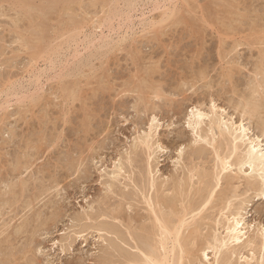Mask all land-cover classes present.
Masks as SVG:
<instances>
[{"label":"rangeland","instance_id":"374dc122","mask_svg":"<svg viewBox=\"0 0 264 264\" xmlns=\"http://www.w3.org/2000/svg\"><path fill=\"white\" fill-rule=\"evenodd\" d=\"M23 1L0 0V194L5 193L4 199L0 195V264H123L127 259L124 264H132L134 253H141L133 249L131 233L141 232L137 228L144 221L149 226L154 222L142 197L147 189L155 194L151 169L169 196L176 194L177 185L186 184L181 188L187 198L178 208L192 199L203 201L204 189L216 186L212 202L194 212L196 220H190L195 224L183 230L187 237L193 226H202L195 234L200 240L191 237L193 246L187 238L182 264H188L189 254L197 258L190 256V264L208 263L200 254L210 245L206 241L224 232L219 222L230 208L248 205V224L264 225V197L246 184L248 166L245 174L233 166L222 176L225 181H214L217 157L231 156V138L218 129L213 132L207 120L199 131L190 115L195 105L203 111L216 105L226 119H244L250 135H261L264 142L259 123L264 118V0ZM253 100L263 102L255 101L257 107ZM150 124L156 127L151 150L138 138ZM222 137L227 138L223 144ZM129 179H138L145 194ZM124 191L133 192L136 201L125 199ZM123 199L134 205L129 208ZM100 224L112 228L105 232ZM117 228L125 229L127 240ZM109 229H117L116 236ZM260 246L239 249L228 263L264 264ZM188 248L193 252L188 254ZM207 253L213 262V249Z\"/></svg>","mask_w":264,"mask_h":264},{"label":"bare ground","instance_id":"6f19581e","mask_svg":"<svg viewBox=\"0 0 264 264\" xmlns=\"http://www.w3.org/2000/svg\"><path fill=\"white\" fill-rule=\"evenodd\" d=\"M23 1V0H22ZM27 1V0H26ZM26 1H23L24 3L26 2ZM71 1V0H70ZM53 2V1H52ZM57 2V1H56ZM61 2H63V1H61ZM27 3V2H26ZM45 3V2H44ZM50 3V2H49ZM28 4H30L31 5V3H28ZM26 5V4H24L25 6H28V8H29V5ZM22 5V4H21ZM23 6V5H22ZM44 6V5H43ZM46 6L47 7H49L47 4H46ZM24 7V6H23ZM34 7V6H33ZM50 7H51V5H50ZM53 7V6H52ZM37 8V7H36ZM26 9H27V7H26ZM24 10H25V7H24ZM29 10L31 11V10H33V8L32 9H30L29 8ZM28 10V11H29ZM49 10V9H48ZM52 10H54V9H52ZM21 11V10H20ZM27 10H26V13L28 12ZM168 11V10H167ZM25 12V11H24ZM47 12V11H46ZM25 13V14H26ZM44 13V12H43ZM168 13V12H167ZM23 14V13H22ZM29 14V13H28ZM172 14V13H171ZM164 15V14H163ZM173 15V14H172ZM26 17V16H25ZM32 22V21H31ZM38 25V24H37ZM44 27V26H43ZM35 29V28H34ZM44 31V30H43ZM36 33V32H35ZM34 33V34H35ZM38 35V34H37ZM34 36H36V35H34ZM40 38H42V37H40ZM37 42L39 43L40 41H39V39L37 40ZM91 43V42H90ZM32 47V46H31ZM33 47H36L35 45L33 46ZM43 52V51H42ZM254 87V86H253ZM72 89V88H71ZM66 91H68V88L66 89ZM68 93H70V92H68ZM260 95V94H259ZM262 97V96H261ZM264 97V96H263ZM256 98V97H255ZM253 99V98H252ZM251 99V100H252ZM263 100V99H262ZM254 101V100H253ZM256 102H263V101H257V100H255ZM255 101L253 102V103H255ZM246 102V101H245ZM249 102V103H248ZM248 102H246V103H248V105H250V101L248 100ZM213 104V103H212ZM256 105H257V103H255ZM254 104V105H255ZM260 104V103H259ZM258 104V105H259ZM261 104H264V102L263 103H261ZM255 105V106H256ZM258 105H257V107H258ZM247 106V105H246ZM263 106V105H262ZM261 106V107H262ZM196 107H198V106H196L195 105V108H193L192 109V111H190L191 112V121H192V123H191V121L189 120V122L191 123V125L193 126L194 125V127L197 129L198 127V130L199 129H201L200 127L202 126V124L204 123L205 124V122H207L208 121V124L210 125V129L213 131L214 129H218V131L220 132V134L223 136V135H226L227 137H228V139L229 138H231V143L228 141V143H230V144H232L233 145V149H232V146L231 147H229V148H231L232 149V151H231V149H230V151L232 152L231 153V156L229 157V158H225L224 156H218L217 158H219L220 159V164H219V168L218 167H216V169H219V171L218 172H215V174H217V176H216V179H214V181H216L217 182V184H220V181L221 180H224L225 181V179H222V176L224 175V174H226L225 172H227L229 169H231V168H233V166H237L238 167V170L237 171H240V172H243V170H244V168L245 167H247L248 166V173L246 172L247 170H244V174H245V172L247 173V177H245L246 179H247V183L246 184H248V186L250 187V188H252V189H254V190H252L251 189V191H256L257 193V195H261V197L263 196L264 197V142H263V140L261 139V135H254V136H252V135H250V127H248V125H246V123H244V119L243 120H241L239 123H237V122H235L232 118L230 119V118H228V119H226L225 118V116H223V112L222 113H219V109H217L218 108V106H216V105H212L211 106V109L209 110V111H203V110H201L199 107L198 108H196ZM244 107V106H243ZM250 107V106H249ZM248 107V108H249ZM256 107V108H257ZM259 107H260V105H259ZM264 109V108H263ZM224 110V109H223ZM254 110H256L255 108H254ZM222 111V110H221ZM225 111V110H224ZM246 111H247V109H246ZM260 111V110H259ZM259 111L255 114L254 112V116L253 117H255V116H259ZM248 112H249V109H248ZM248 112H246V113H248ZM252 113V112H251ZM250 114V113H249ZM260 114H262V113H260ZM249 116H252V114L251 115H249ZM263 116V115H262ZM261 115H260V117H259V120H260V118L262 117ZM156 118V117H155ZM155 118H154V121H155ZM252 118V117H251ZM258 118V117H257ZM153 120V119H152ZM207 120V121H206ZM258 120V119H257ZM157 121V120H156ZM259 123L261 124V126H262V129H264V118H261V120L259 121ZM259 124V125H260ZM151 125V124H150ZM156 126L158 125L157 123L155 124ZM155 125L153 124V126L151 125V126H149L150 127V129H149V131H147L146 130V132H145V136L143 135V136H141V134H140V136H141V138H140V136L138 137L140 140H142V142L141 141H138V142H141V143H143V142H145L147 145H145V146H147L148 147V149H149V147H150V150L152 149L151 148V146H152V142L154 141V136H156L155 135V129H156V127H155ZM190 125V124H189ZM206 125V124H205ZM207 126V125H206ZM159 127V126H158ZM157 127V128H158ZM193 127V128H194ZM194 128V129H195ZM261 128V127H260ZM209 129V128H208ZM200 131V130H199ZM201 131H202V129H201ZM203 131H207L206 129L205 130H203ZM196 132H197V130H196ZM210 132V131H209ZM213 132H215V131H213ZM208 133V132H207ZM207 133H205L203 136H205ZM261 133H262V131H261ZM260 133V134H261ZM142 134H144V133H142ZM199 134V133H198ZM197 134V136H199ZM215 134V133H214ZM213 134V135H214ZM200 135H202V134H200ZM209 135H210V133H209ZM217 135V134H216ZM215 135V136H216ZM207 136H208V134H207ZM225 136V137H226ZM213 138H215L214 136H212ZM221 137V136H220ZM225 137H222V143L221 144H223V138L226 140L227 138H225ZM145 140H144V139ZM198 138H200V136L198 137ZM197 138V139H198ZM204 138V137H203ZM203 138L200 140V141H202L203 140ZM206 138V137H205ZM217 138V137H216ZM208 139H211L210 137L208 138ZM137 140V139H136ZM144 140V141H143ZM199 140V139H198ZM206 140H207V138H206ZM210 141V140H209ZM215 141L216 140H214V144H215ZM207 142H208V140H207ZM220 143H219V146H220ZM153 144H155L154 142H153ZM208 144H210V142L208 143ZM211 145H213V144H211ZM144 146V145H143ZM155 146V145H154ZM158 147V146H157ZM161 147V146H160ZM222 147V146H221ZM220 147V148H221ZM156 148V147H155ZM229 148H228V150H229ZM147 149V150H148ZM216 149H218V147L216 148ZM220 150V149H219ZM156 150H154V148H153V151H152V153L153 152H155ZM183 151V150H182ZM182 151H181V153H182ZM229 151V152H230ZM195 152H197V151H195ZM199 152H200V150H199ZM218 152V151H217ZM217 152H216V154H217ZM220 152V151H219ZM222 152V151H221ZM156 153V152H155ZM228 153V151L224 154V155H228L227 154ZM196 154H200V153H196ZM152 155V154H151ZM218 155H223V153L221 154H218ZM232 155H234L235 156V161H233V160H231L232 158ZM150 155H149V153H148V157H149ZM153 156V155H152ZM151 157V156H150ZM128 160L130 159V158H127ZM150 160V159H149ZM149 162V161H148ZM116 165H117V163H115ZM121 164L122 165H124V163H120V161H119V165H117V168H118V170L119 171H121L122 169L124 170V168H122L121 167ZM217 164V163H216ZM149 165H150V167H151V164L149 163ZM148 165V166H149ZM217 166V165H216ZM116 167V166H115ZM149 169V168H148ZM236 169V168H235ZM116 170V169H115ZM152 170V169H151ZM150 170V174H151V177H152V180H150V185H151V188H152V191L154 190L155 191V194H154V192L152 193V194H154V195H151V194H149L148 193V191H149V189H147V187L149 188V186L147 185V187L146 186H144V187H146V189H147V192H142L143 190H141L142 189V187H141V184H139V180L137 179L136 181H135V183L137 182L138 184H139V186L141 187V188H139V186H138V184L136 185L140 190H139V192L141 191L142 192V194H145V196L143 195L142 197H145V199H146V202H147V204H148V206H149V209L150 210H148V209H145V210H148V212H150L151 211V213L153 214L152 216L154 217V220H151V221H154L153 222V224L152 225H150L149 226V220H147V221H149L148 223L146 222V221H144V223L146 222L147 224H148V227H145V225H144V223L142 224L141 223V225H143L144 227H142V228H139L138 226V228L137 229H142V231L141 230H138V232L139 231H141V232H139V233H136L135 234V232L134 233H131L132 234V236H133V238L134 239H132L134 242H135V245H134V248L133 249H138L139 251H140V253H141V255H138L139 257H137V255L134 253V255H135V257L133 258L134 259V264H182V261H183V256H184V252H186L187 250H186V248H185V244L187 245L188 244V242H189V244L191 245L192 244V246L194 245L193 243H191L192 242V240H191V237L193 236L195 239L194 240H196L197 239V236L196 235H198V234H196L197 232L196 231H198V229H200L202 226H199V228L197 229L196 227H194L193 226V228H195V230L193 231V232H189V234L190 235H186L187 237H183L184 236V234H183V230H184V228L187 226L188 227V225H191L190 223H192L191 222V220L190 219H194V218H196L195 216L196 215H198V213L197 214H194V212H196L197 210L199 211V209L201 208V207H205V206H207L206 204L208 203V202H210V200H211V202H212V197H213V195H214V197H215V194H214V192H215V187L216 186H214V188L213 187H211V183H210V186L209 187H211L210 188V190H205L204 189V191L206 192V191H208L207 193H206V195L203 197V201H198V199H201V198H198L197 199V201L195 202V201H193L194 199H192V201H189V203L187 204L186 203V205H184V207L183 206H181V208L183 207V209L182 210H180L181 208H178V205H177V203L178 202H183L184 200H186L185 198L183 199V196L185 195L184 193L186 192V190L184 191L181 187H183V185L185 184H183L182 186H181V184L178 186L177 185V187L176 188H179L178 190H177V192L175 191V189H174V191L176 192V194H174V195H172V196H169L168 194H169V192L166 194L165 192H167L166 190H168V188H166V186L164 187V184H161L162 185V188H165V189H162V190H160L161 189V186H160V182H159V184H157L156 183V180H158L157 179V177L155 176V173H154V176H155V178H154V176L152 175V171ZM233 169H231V171H232ZM114 171V170H113ZM143 171V170H142ZM149 171V170H148ZM236 171V170H235ZM115 172V171H114ZM122 172V171H121ZM147 172V171H146ZM145 171L144 172H142L141 174H142V176H143V173H146ZM239 172V173H240ZM116 173V172H115ZM117 173H120V172H117ZM125 173H127V172H125ZM130 173V172H129ZM128 173V174H129ZM200 173H202L201 171H200ZM132 174V173H131ZM130 174V175H131ZM148 174H149V172H148ZM149 174V175H150ZM198 174H199V172H198ZM228 174V173H227ZM114 175V174H113ZM117 175V176H116ZM116 175H114L115 177H114V179L116 178V177H119L118 176V174H116ZM120 175V174H119ZM133 175V174H132ZM145 175V174H144ZM203 175V174H202ZM202 175H200V176H202ZM204 175H207L205 172H204ZM204 175H203V177H204ZM228 175H232L233 176V174H228ZM237 175H239V174H237ZM122 176V175H121ZM140 176V175H139ZM127 177V176H126ZM147 177V176H146ZM145 176H144V178H146ZM191 177H194V176H192L191 175ZM191 177H190V180H192L191 179ZM205 177H207V176H205ZM204 177V178H205ZM212 177H214V176H212ZM212 177H211V179H212ZM229 177L230 176H228L227 178L229 179ZM239 177V176H238ZM237 177V178H238ZM128 178H130V176L128 175ZM131 178H133V177H131ZM149 178V177H148ZM148 178H147V180H148ZM200 178H202V177H200ZM215 178V177H214ZM223 178H224V176H223ZM225 178H226V176H225ZM231 178V177H230ZM233 178V179H232ZM231 179H232V181L234 180V178L236 179V177L234 176V177H232ZM119 179V178H118ZM118 179H115V180H117L118 181ZM133 179H136V177L135 178H133ZM132 179V180H133ZM139 179L141 180V178L139 177ZM156 179V180H155ZM130 180V179H129ZM132 180H130V181H132ZM144 180H146V179H144ZM146 180V181H147ZM185 180H187V179H185ZM184 179L182 180V181H185ZM238 180H239V178H238ZM114 181V180H113ZM142 181V180H141ZM141 181H140V183H141ZM146 181H143V184H145L144 182H146ZM149 181V180H148ZM182 181H180V183L182 182ZM188 181V180H187ZM212 181H213V179H212ZM227 181V180H226ZM20 182H23V181H20ZM115 182V181H114ZM134 181H132V183H133ZM158 182V181H157ZM162 182H164V181H162ZM186 182V181H185ZM203 181H201V183H202ZM210 182V181H209ZM228 182V181H227ZM14 183H16V182H14ZM13 183V184H14ZM19 183V182H18ZM111 183H113V182H111ZM135 183H133V184H135ZM147 184H149L148 182H146ZM168 183V182H167ZM234 183V182H233ZM7 184V183H6ZM9 184V183H8ZM7 184V186L9 187V185ZM175 184H179V182L178 183H175ZM187 184H190V183H187ZM214 184V183H213ZM212 184V185H213ZM227 184V183H226ZM230 183H228L227 185H229ZM21 185H23V184H21ZM111 185V184H110ZM112 185H116V184H112ZM112 185H111V187H112ZM146 185V184H145ZM216 185V184H215ZM233 185V184H232ZM11 186V185H10ZM15 186V185H14ZM185 187H186V184L184 185ZM188 186V185H187ZM190 186H191V184H190ZM206 186V185H205ZM219 186V185H218ZM247 186V185H246ZM247 186V187H248ZM12 187V186H11ZM24 187V186H23ZM143 187V188H144ZM160 187V188H159ZM167 187H168V185H167ZM203 187V186H202ZM230 187V186H229ZM10 188V187H9ZM13 188V187H12ZM11 188V189H12ZM16 188H18V187H14V189H12V190H14L15 191V193H16ZM135 187L133 186V189H134ZM138 188L136 189V191L138 190ZM173 188H174V185H173ZM173 188H171V186H170V189H173ZM19 189V188H18ZM180 189H182V191L180 190ZM192 189V188H191ZM198 189H200V187L198 188ZM207 189H209L208 188V185H207ZM151 190V189H150ZM164 190V191H163ZM189 190H190V188H189ZM250 190V189H249ZM1 191V190H0ZM132 191V190H131ZM135 191V192H136ZM173 191V190H172ZM192 191V190H191ZM196 191V190H195ZM199 191V190H198ZM200 191H203V188L200 190ZM203 191V192H204ZM9 193L10 191H6V193ZM13 192V191H12ZM125 192V191H124ZM139 192H136L135 193V195H137V193L139 194ZM202 192V193H203ZM205 192H204V194H205ZM15 193H13L14 195H15ZM126 194H127V196H126V198H125V196L123 197V198H125V199H127V198H133V196H134V193L132 192V194H133V196H130V195H132V194H129V193H127V192H125ZM197 195H199L198 194V192H195ZM200 193V192H199ZM255 193V192H254ZM148 194V195H147ZM188 194V193H187ZM201 194V193H200ZM223 193H221V195H222ZM255 194V195H256ZM0 195H2V199H4L3 198V196L5 195V193L3 192L2 194H0ZM7 195V194H6ZM14 195H12V196H14ZM122 195H124V193L122 194ZM141 195V194H140ZM140 195H137L136 197H138L139 198V196ZM151 195V196H150ZM224 195V194H223ZM9 196H10V194H9ZM11 196V197H12ZM189 196V195H188ZM234 196H236V194H234ZM233 196V197H234ZM1 197V196H0ZM185 197H186V195H185ZM201 197V196H200ZM213 197V198H214ZM219 197H220V195H219ZM221 197H223V196H221ZM187 198V197H186ZM6 199V198H5ZM125 199H123L125 202H123L124 204H127L128 205V207L130 208V206L129 205H131V207L134 205V203L132 202V203H130L129 204V202L128 203H126V200ZM134 200H135V198H133ZM137 199V198H136ZM144 199V200H145ZM189 199V198H188ZM191 199V198H190ZM131 200V199H130ZM140 200H141V198H140ZM195 200H196V198H195ZM229 200V199H228ZM4 202H5V200H3ZM3 201H1V202H3ZM128 201H129V199H128ZM136 201V200H135ZM188 201V200H187ZM227 201V200H226ZM225 201V202H226ZM231 201V200H230ZM6 202H7V200H6ZM8 202H9V199H8ZM121 202V203H122ZM137 202H139L138 201V199H137ZM142 202V201H141ZM228 202V201H227ZM245 202V201H244ZM12 203V202H11ZM140 203V202H139ZM184 203H185V201H184ZM233 203V202H232ZM2 204V203H1ZM120 204V203H119ZM123 204V205H124ZM144 204H146V203H144ZM208 204H210V203H208ZM245 204V203H244ZM4 205V204H3ZM122 205V204H121ZM121 205H119L118 207H120ZM231 205V203H229V206ZM247 205V204H246ZM2 206V205H1ZM177 206V207H176ZM227 206H228V204H227ZM228 206V207H229ZM233 206H234V204H233ZM248 206V205H247ZM247 206L246 207H242V204H241V207L240 208H237V209H235L236 211H231L232 210V208H230L231 210L229 211V213H226V214H224V221H220L219 220V218H218V221H220L219 223H221L222 225H223V230H224V232L223 233H219V234H215V232H214V236H213V238L211 237L212 235H207L208 237H211L213 240H208V241H206V242H209L210 243V245H208L207 246V243H206V245L205 244H203V246L205 245L206 247H202V245H201V243L198 245L197 244V242H195L196 243V245H198L197 247H202L203 249H204V253L203 254H200V255H203L204 257L203 258H205L206 260H207V264H229L228 262H229V260H230V258H233V255H235L237 252H238V250L239 249H241V250H243V247H250V246H252L253 244H255V243H257L258 245H259V243L261 244V246H262V250L264 251V225H262V226H258V224H257V226H255L254 227V225H250V224H248V222L246 221V218H245V215L247 214ZM147 207V206H146ZM232 207V206H231ZM116 209H117V207L115 208V211H116ZM124 209V208H123ZM202 210H203V208H201ZM222 209H225L224 207L222 208ZM234 209V208H233ZM113 211H111V212H114V209H112ZM201 210V211H202ZM206 210V209H205ZM226 210V209H225ZM246 210V213H244L243 211H245ZM117 211H120V209L119 210H117ZM122 211H124V210H122ZM221 211H223V210H221ZM227 211V212H228ZM1 212V211H0ZM106 213V212H105ZM117 213V212H116ZM223 213V212H222ZM108 214H109V212H108ZM108 214H106L107 216H109ZM117 214H119V212L117 213ZM117 214L115 215V214H113V216H116L117 217ZM147 214H149V213H147ZM221 214V213H220ZM219 214V215H220ZM0 215H1V213H0ZM39 215V214H38ZM103 215H104V213H103ZM102 215V216H103ZM112 214H110V216H111ZM122 215V214H121ZM151 215V214H150ZM201 216H202V212H201ZM119 217V216H118ZM123 217V216H122ZM145 217H147V216H145ZM144 217V218H145ZM198 217V216H197ZM203 217V216H202ZM202 217H200V218H202ZM222 217V215H220V218ZM110 218V217H109ZM120 219H121V217H119ZM200 218H197V220H199ZM112 219H116V218H112ZM143 219V218H142ZM202 219H204V218H202ZM1 220V219H0ZM11 221H12V219H10ZM117 220H119V219H117ZM194 220H196V219H194ZM201 220V219H200ZM9 221V220H8ZM120 221V220H119ZM121 221H124V220H121ZM139 221V220H138ZM141 221V220H140ZM140 221H139V223H140ZM27 222V221H26ZM143 222V221H142ZM196 222V221H195ZM195 222L193 221V225L195 224ZM200 222V221H199ZM202 222H204V220L202 221ZM217 222V221H216ZM215 222V223H216ZM6 223V222H5ZM9 223H11L10 221H9ZM28 223V222H27ZM102 223V222H101ZM105 223V222H104ZM115 223V222H114ZM119 223H121V224H123L122 222H119ZM124 223H126V222H124ZM130 223V222H129ZM132 223V222H131ZM151 223V222H150ZM201 223V222H200ZM8 224V223H7ZM107 223H105V224H103V226L104 225H106ZM116 224V223H115ZM197 224H198V222H197ZM203 224V223H202ZM207 224V223H206ZM220 224V225H221ZM5 226H6V224H4ZM18 225V224H17ZM19 225H21V227H24V225H28V224H25L24 223V225H22V224H20L19 223ZM18 225V226H19ZM108 225V224H107ZM110 225L112 226V224L110 223ZM109 225V226H110ZM114 225V224H113ZM125 225H128V227H129V224H123V226H125ZM205 225V224H204ZM261 225V224H260ZM8 226V225H7ZM9 226H11L10 224H9ZM109 226H106V227H108L109 228ZM110 226V228H112ZM119 225H117V227H118ZM122 226V225H121ZM147 226V225H146ZM198 226V225H197ZM100 227H102V225L100 224V226H99V228ZM106 227H102L103 229H105V232H106ZM120 227V226H119ZM118 227V228H119ZM127 227V228H128ZM205 227V226H204ZM27 228V227H26ZM25 228V229H26ZM117 228V229H118ZM126 228V227H125ZM131 228V227H130ZM145 228H147V229H145ZM252 228V229H251ZM5 229V228H4ZM3 229V230H4ZM13 229H14V226H13ZM12 229V230H13ZM117 229H115V231L117 230ZM136 229V230H137ZM189 229H192V227L191 228H189ZM220 229H221V227H220ZM2 230V231H3ZM21 230V229H20ZM99 230H102L101 228L99 229ZM119 231H116L117 233L119 232L121 235H122V237H123V240L125 241V239L127 240L128 239V237H129V235H128V237L126 238L125 236H123V234H124V230L122 231L121 230V228L120 229H118ZM120 230L122 231V232H120ZM130 230H132L133 231V228L132 229H130ZM129 230V231H130ZM135 229H134V231H136ZM186 230V229H185ZM193 230V229H192ZM201 230V229H200ZM215 230V229H214ZM6 231V230H5ZM4 231V232H5ZM16 231H17V229L15 230V232L14 233H16ZM24 231V230H23ZM109 231L110 232H113L112 231V229L110 230L109 229ZM114 231V233H115V236H116V232ZM108 232V231H107ZM137 232V231H136ZM201 232V231H200ZM199 232V233H200ZM219 232V231H218ZM9 233V235L10 234H13L11 231L10 232H8ZM113 233V234H114ZM127 233H128V231H127ZM129 233V234H130ZM187 233H188V231H187ZM211 233V232H210ZM209 233V234H210ZM217 233V232H216ZM109 234H112V233H109ZM183 234V235H182ZM185 234H186V232H185ZM196 234V235H195ZM119 235V234H118ZM117 235V236H118ZM126 235V234H125ZM200 235H201V233H200ZM205 236V235H204ZM10 237H12V235L10 236ZM10 237H7L8 239L10 238ZM124 237H125V239H124ZM131 237V236H130ZM189 237V238H188ZM192 237V238H193ZM199 237L200 236H198V239H199ZM208 237H204V238H208ZM189 239V241H188V239ZM201 238V237H200ZM11 239V238H10ZM9 239V240H10ZM119 239V238H118ZM120 239H121V236H120ZM131 239V238H130ZM197 239V240H198ZM2 240V239H1ZM5 240V242H6V240L7 239H4ZM190 240H191V242H190ZM193 240V241H194ZM200 240V239H199ZM11 241V240H10ZM124 241H122L121 240V242H123V244H125L126 245V243H124ZM130 241V244H132L131 243V240H129ZM188 241V242H187ZM3 242V241H2ZM7 242H9L8 240H7ZM114 242V241H113ZM112 242V243H113ZM127 242V241H126ZM187 242V243H186ZM203 242H205L204 240H203ZM128 243V242H127ZM0 244H1V241H0ZM114 244V243H113ZM116 244V243H115ZM134 244V243H133ZM132 244V245H133ZM118 245V244H117ZM117 245H115L116 247H117ZM195 245V246H196ZM201 245V246H200ZM111 246H113V245H111ZM128 246H129V244H128ZM261 246H260V248H261ZM120 247V246H119ZM131 247V246H130ZM136 247V248H135ZM189 247V246H188ZM10 248V247H9ZM122 248V247H121ZM120 248V249H121ZM202 248H200V249H198V250H200V251H203V249ZM210 248H212L213 249V252H214V254H213V256H215V259H214V261L213 262H211L212 260H209V253H207V250H209ZM252 248V247H251ZM116 249V248H115ZM189 249V248H188ZM191 249V248H190ZM188 250V254L190 253L189 251H192V250ZM193 250H194V247L192 248ZM118 250V249H117ZM125 250V249H124ZM195 250H197L196 249V247H195ZM195 250H194V252L193 253H197V252H195ZM251 251H255V248L252 250V249H250ZM115 251V250H114ZM119 251V250H118ZM240 251V250H239ZM253 251V252H254ZM137 252V251H136ZM241 252V251H240ZM108 253H110V251H108ZM187 253V252H186ZM185 253V254H186ZM223 253V254H222ZM255 253V252H254ZM123 253H121V255H122ZM132 254V253H131ZM130 254V255H131ZM139 254V253H138ZM224 255L223 257H222V255ZM241 254V253H240ZM253 254V253H252ZM133 255V254H132ZM187 255V254H186ZM192 255V254H191ZM190 254L188 255L189 256V260H190V256H191ZM238 255H239V252H238ZM244 255V254H243ZM255 255V254H254ZM254 255H253V257H254ZM125 256H127V255H125ZM188 256H186V257H188ZM195 256H196V254L194 255V256H191V258L193 257V258H195ZM197 256H199L198 254H197ZM252 256V255H251ZM263 256V262L262 263H264V254L262 255ZM186 257H185V259H186ZM200 257V256H199ZM242 257V256H241ZM130 259H132L131 258V256L129 257ZM243 258V257H242ZM248 258V257H247ZM246 258V259H247ZM133 259H132V261H133ZM184 259V260H185ZM195 259H197V258H195ZM200 259V258H199ZM198 259V260H199ZM188 260V259H187ZM186 260V261H187ZM188 260V264H190V261ZM194 260V259H193ZM253 260V259H252ZM132 261H130L131 263H132ZM197 261V260H196ZM200 262H201V260H199ZM199 261H198V263H199ZM232 260H230V262H231ZM110 262V261H109ZM112 262H113V260H112ZM125 262H129V260L127 259L126 261H124V263ZM185 262V261H184ZM248 262H250V261H248ZM123 263V264H124ZM132 263V264H133ZM192 263L194 264V262L192 261ZM233 263V262H232ZM195 264H197V262L195 263ZM200 264H206V263H203V262H201ZM231 264V263H230Z\"/></svg>","mask_w":264,"mask_h":264}]
</instances>
